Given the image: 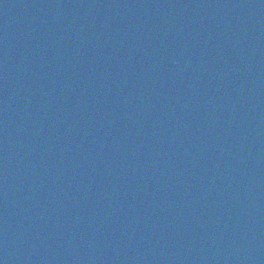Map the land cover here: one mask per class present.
I'll list each match as a JSON object with an SVG mask.
<instances>
[{
	"label": "water",
	"instance_id": "obj_1",
	"mask_svg": "<svg viewBox=\"0 0 264 264\" xmlns=\"http://www.w3.org/2000/svg\"><path fill=\"white\" fill-rule=\"evenodd\" d=\"M0 264H264V0H0Z\"/></svg>",
	"mask_w": 264,
	"mask_h": 264
}]
</instances>
